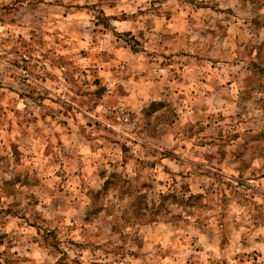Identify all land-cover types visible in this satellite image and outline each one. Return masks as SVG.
<instances>
[{"label":"rangeland","instance_id":"obj_1","mask_svg":"<svg viewBox=\"0 0 264 264\" xmlns=\"http://www.w3.org/2000/svg\"><path fill=\"white\" fill-rule=\"evenodd\" d=\"M0 264H264V0H0Z\"/></svg>","mask_w":264,"mask_h":264},{"label":"crops","instance_id":"obj_2","mask_svg":"<svg viewBox=\"0 0 264 264\" xmlns=\"http://www.w3.org/2000/svg\"><path fill=\"white\" fill-rule=\"evenodd\" d=\"M143 80H144V77H143ZM134 91H138L136 88H134ZM144 92H146V91H144ZM141 96H145V93H143Z\"/></svg>","mask_w":264,"mask_h":264}]
</instances>
